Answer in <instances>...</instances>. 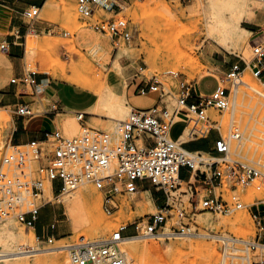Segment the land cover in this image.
Here are the masks:
<instances>
[{
    "label": "rangeland",
    "instance_id": "rangeland-1",
    "mask_svg": "<svg viewBox=\"0 0 264 264\" xmlns=\"http://www.w3.org/2000/svg\"><path fill=\"white\" fill-rule=\"evenodd\" d=\"M49 1L47 0L44 9H41L40 17L37 19L39 23L48 25L46 31L41 33L31 29L27 35H22L18 39L19 47L22 50V58L18 62L23 68L24 75L33 73L32 76L36 83L45 78L53 83L70 85L75 89L89 91L94 95L95 89L100 84L98 77L103 74V80H107L114 89H122L125 82H127V94L130 96L137 95L135 93V80L140 82L145 78L146 81H149L156 76L163 83V87L168 93L165 100L168 102L169 107H176L178 103L177 90L182 80L194 83L199 96L209 95L217 87L226 88L231 92L230 107L223 112L211 109L209 113L218 122V128L224 137L229 136L233 123L240 129L242 134L240 140L232 141V157L236 160L260 164L264 170V144L260 145V143H264V115L261 113L264 98L256 93L257 87L259 88L258 91H264V86L254 76L252 68L249 66L254 58L252 44L262 33L261 30L251 29L250 23L254 19L255 11L264 8V2L249 0L254 14L248 16L242 23V26L250 31L245 36L247 39L245 47H248L251 53L247 55L245 48L242 51L229 52L206 38L203 21H199V18L194 17L193 14L198 0H112L117 3L118 7H115L112 11L101 10L97 12L94 19L125 18L128 21L131 38L129 40L122 39L121 41L118 39L113 41L109 36L98 33L90 27L78 12L77 0H53L51 7ZM169 11L176 14L177 17L170 16ZM29 36H35V40L40 42L51 41L52 45L36 46L31 52V58L27 59L26 41ZM186 43L194 48L196 60L193 63L189 59L182 61H179L178 58L175 59L179 52L178 49L181 48L184 51ZM163 52L166 56L162 55ZM168 56L171 58H168ZM117 60H121L122 71L115 68ZM236 66L240 69L239 81L231 76ZM41 67L48 68L51 73H44ZM12 71L9 57L4 56L0 50V89L3 92L2 95L5 96L2 98L3 101L13 96L11 94L13 89L18 93V97L25 95L23 85L11 83L12 79L17 78ZM172 72L177 75L171 74ZM247 77H250L253 88L255 82L256 88L254 89L256 91L243 84V78ZM203 78H208L213 89L210 93L204 95L200 89ZM32 87L28 86L29 93H32ZM208 87L209 85H207ZM234 90L236 91L235 94ZM237 93L238 95H246L244 100L247 98L245 101L249 102L248 106L238 107L237 103L233 104L236 102V100H233L234 95ZM151 94L160 97L158 93ZM250 94L253 96L252 98L249 97ZM41 100L44 104L47 103L46 97ZM253 100L257 103L254 104ZM149 103L148 98L140 97L133 102V106L143 108ZM232 109H234L233 112ZM35 111L41 113L44 108L39 105L35 108ZM180 118L186 119L187 117L180 115L178 119ZM67 120H73L79 125L74 112H71L69 116H60L58 131L62 136L65 134L67 137L79 136L84 127L112 130L116 125V123L108 125L104 117L90 114L85 117V122L79 121L81 127L77 126L76 134L71 135L65 129ZM184 126L185 124L181 122L174 127L172 131L174 139L179 137ZM13 130L14 117L11 108L4 107L3 102H0V165L2 157L13 145L11 143ZM215 135L218 137L219 132ZM251 139L256 142H250ZM54 141V138H50L48 144L44 146H52ZM249 144H253L252 147H248ZM187 148L194 150L198 147L188 145ZM181 178L187 180L189 173L184 171ZM258 184L255 182L247 187L239 186L237 193L244 203V208L227 214L204 212L195 217L193 225L195 233L214 235L215 233L221 234L224 231V228H216L220 218H233L243 212L247 214L253 229V234L251 233L252 235L250 234L248 237L250 242L232 241L229 249H222L220 264H256L264 259V251L255 249L251 245L254 240L256 241L259 233L253 214L256 212L264 214V186L261 187ZM198 185L199 188H202L200 183ZM234 185L235 183L231 181H224L223 187L216 189V193L220 194L223 191L224 196L229 199L233 193L232 188ZM90 188L95 191V196L97 195L99 204L102 206L104 213L102 225L107 227V232L98 233L97 229L93 228L92 222L86 223V228L80 233L75 232L65 214V205L58 202L57 197H51L46 192L43 204L49 202L48 204L52 205L53 208L43 217L40 214L37 224L41 223L46 229L54 230V233H64L66 235H62V239L53 238V242H49V239H40L36 234L34 244L39 250L38 254L22 257L23 259L32 261L39 259L52 260L55 256H63L68 259L69 253L66 252L68 248L65 251L55 250L54 248L74 245L82 237L92 241L105 240L112 237L113 233L123 225L129 226L125 232L127 238H147V235L135 234L133 224L142 217L157 213L160 207L157 206V209H151L144 195L138 193L121 197L119 210L109 215L104 210L103 194L93 185H83L73 193L81 190L86 191ZM145 188H153V186L151 183L145 182ZM186 189L187 186H184V192ZM181 192L183 191L178 192V194H181L183 199L187 200L189 196L186 197ZM73 193L70 192L64 195H72ZM205 216L211 217L214 221L210 228L201 221ZM13 222L20 230L24 231L26 236L32 235L33 230H35L33 227H27L18 221L13 220ZM168 222L171 229L178 227L180 224L177 216L170 218ZM50 224H54L55 229H52ZM48 226L49 228H47ZM35 233L37 232L35 231ZM191 234L165 236L164 239L153 237V240L142 239L140 242L147 243L162 253V259L158 261L151 260L150 264H182L181 262L188 258L203 260L204 255L199 251L198 243H210L214 242L215 239L210 236L190 239L193 236ZM219 244L224 243L220 241ZM121 247L125 252L129 251L126 245L122 244ZM126 254L129 255L130 259H133L132 261L129 260L128 264L141 263L136 254L132 252H126ZM249 257L250 260L245 259ZM22 258L20 259L22 260Z\"/></svg>",
    "mask_w": 264,
    "mask_h": 264
},
{
    "label": "built area",
    "instance_id": "built-area-1",
    "mask_svg": "<svg viewBox=\"0 0 264 264\" xmlns=\"http://www.w3.org/2000/svg\"><path fill=\"white\" fill-rule=\"evenodd\" d=\"M264 1V0H262ZM78 12L96 32L109 36L113 41L129 40L128 21L125 18L94 19L101 10L112 11L118 7L112 0H77ZM41 9L32 6L25 10L29 24L40 17ZM252 44L254 58L250 63L254 76L264 86V29ZM1 50L9 43L3 42ZM239 68L231 74L239 81ZM171 74L177 75L174 72ZM33 73L12 79V84L33 86ZM135 93L160 94V105L150 109H133L128 118L116 123L112 130L83 128L72 139L62 136L58 129L46 135L43 142L13 144L2 157L0 165V223L15 220L27 227H35L39 221L46 188L54 194L70 193L87 184L93 185L104 197V210L111 215L119 210L120 198L140 191L139 182L152 184L164 195L165 205L157 213L147 215L134 223L135 234L159 237L168 220L177 216L176 234L195 233L194 220L204 212L227 214L244 208L237 193L239 186L247 187L258 182L264 186V170L260 164L236 160L231 155L233 140H240V129L233 123L230 134L224 137L218 122L209 113L211 109L223 112L230 107L231 92L217 87L212 93L199 96L195 84L182 80L177 90V105L169 107L168 93L157 77L146 81L135 80ZM264 98V91H256ZM56 110V108H55ZM20 117L34 116L28 104L18 107ZM81 122L85 114L76 113ZM180 115L187 118L178 120ZM183 122L182 133L172 137L174 127ZM219 132L213 152L192 151L188 144L209 138ZM185 136L184 140H181ZM50 138L55 141L47 145ZM189 178L183 180V172ZM224 181L235 183L229 199L224 192L216 193ZM198 183L202 185L199 188ZM181 192L187 200L183 199ZM253 219L258 235L252 247L264 250V214L256 212ZM128 225L121 226L112 237L105 240H87L82 237L70 246V264H128V256L122 249ZM174 236V235H172ZM49 238V242H53ZM264 264V260L256 263Z\"/></svg>",
    "mask_w": 264,
    "mask_h": 264
},
{
    "label": "bare ground",
    "instance_id": "bare-ground-1",
    "mask_svg": "<svg viewBox=\"0 0 264 264\" xmlns=\"http://www.w3.org/2000/svg\"><path fill=\"white\" fill-rule=\"evenodd\" d=\"M260 1L264 2L262 0ZM48 3H49V6L51 7L53 5L52 4L53 0H50ZM194 12H195L193 13L194 17L199 18V21H203L205 30H206V38L208 40L218 44L220 47H222L223 49L229 52H238V51H242L245 48V53L247 55L251 54L249 51V48L245 47L246 40H247L245 36L247 35V33H250V31L246 30L242 26V23L244 22V20L248 16L254 14L252 4L250 3L249 0H198L195 6ZM169 15L172 16L173 18L177 17V15L171 11H169ZM34 37L35 36H29L26 41L27 59L31 58V52L36 46L52 45L51 41H41L40 42V41H36ZM185 46L186 47L184 51L181 48L178 49L179 52L175 56V59L178 58L179 61L189 59L190 62L193 63L196 60L194 48L191 47V45L188 43H186ZM162 55L166 56L164 52L162 53ZM168 58H171V57L168 56ZM115 68L122 71L123 65L121 63V60L116 61ZM42 71L47 74L51 73L49 69L46 67H43ZM245 71L246 69L244 70V72ZM98 78H99L98 81H100L99 82L100 84H99V87L95 89L94 104H93V108L91 109L92 112L89 111L90 112L89 114H92L94 116L104 117L108 125H113L115 123L125 121L128 118L129 113L133 110L132 106L128 102L126 95L120 96L114 93L111 89V85L107 82V80L106 81L103 80V74H100ZM243 79H242L243 84L253 89V91H256L254 89L256 88L255 82H254V88H253L250 77L243 78ZM258 89L259 88L257 87V90ZM235 93L236 91L234 92V94ZM245 96L246 95L244 94L238 95L237 93L236 95H234L233 101L236 100V102H234L233 104L235 105V103H237L236 105L238 107L248 106L249 102L245 101L247 98L244 100ZM249 97L252 98L253 96L250 94ZM252 102L254 104L257 103V101L255 100H253ZM233 110L234 109H232V112ZM78 112L82 113L81 111H75L74 114L76 116V119L79 125H77V123L73 120H67L66 122L65 129L67 133L71 135L76 134L77 126L81 127L80 122L76 115V113ZM261 113L264 115V105L261 107ZM82 114H85L87 116L86 113H82ZM178 120H182V119H178ZM74 137L65 136V138H68V139H72ZM184 139H185V136L181 140H184ZM250 142L255 143L256 141L254 139H251ZM263 144H264L263 142L260 143L261 146ZM252 145L253 144H249L248 147H252ZM256 183L258 184V182ZM255 190H258V189H255ZM181 191L184 192V187L181 188ZM46 192L51 197H57V201L62 202L65 205L66 207L65 214L68 217L72 225V228L75 232L80 233L82 230L86 228V223H90V222L93 223V228L97 229L98 233L107 232V227L102 225V220L104 218L102 206L101 204H99L97 195L95 196L96 194L95 191L91 190V188L87 189L86 191L81 190L75 193L72 192L73 193L72 195L69 194L67 196L64 195L67 193H63L59 195L54 194L51 187H47ZM139 192L133 195H136ZM142 194L144 195V198L146 199L148 206L151 209H157L150 195V192L149 193L146 192ZM140 205L138 206L141 207ZM201 221L203 222V224L209 226V228L213 225V222H214L213 219L209 216L203 217ZM250 224L251 223H249V218L247 214L243 212L233 218H220V220L217 223L216 228H224V231L221 234L215 233L214 235H210L207 233H192V234L190 233L191 235H193L190 237V239L206 238L210 236L214 238L215 240L214 242H210V243L208 242L198 243V249L204 255L203 260H199L195 258L190 259L187 257L188 259L185 258L187 261L185 260V261H182L181 263L182 264H201V263L202 264H220L222 249L224 250L229 249L231 247L230 243L232 241H238L241 243L250 242L248 237L252 233V230H253ZM169 225L170 224L168 222L164 226L163 228L164 230L162 234H160L159 237L157 238L164 239L165 236L169 237V236L175 235ZM35 236H36V233L34 230L32 232V235L26 236L24 231L20 230L18 226L14 224L12 219L7 220L3 223H0V248H1L0 249V264H69L70 263L69 258L67 259L63 256H55L52 260L39 259V260L32 261V260L25 259V258L23 259L22 257L30 256L32 254H38L39 250L37 246L34 244ZM146 237H147L146 239L141 238V237H133V238H125L123 240V244L126 245L127 248L129 249V251L127 250L126 252H132L136 254L140 258L139 259V261L141 262L140 264H150L151 260L158 261L162 259V253L160 250H157L156 248H154L153 246H150L147 243L140 242L142 239L144 240L154 239L153 237H149V236H146ZM220 241L223 242L224 244H219ZM254 242L255 240L251 243V245H253ZM69 247L70 246H58V247H55L54 249L55 250L57 249L59 251L60 250L65 251V249ZM260 250L264 251L263 249H260ZM20 258H22V260ZM245 259L250 260V257L245 258ZM129 260L132 261L133 259H130L128 257V262Z\"/></svg>",
    "mask_w": 264,
    "mask_h": 264
},
{
    "label": "crops",
    "instance_id": "crops-1",
    "mask_svg": "<svg viewBox=\"0 0 264 264\" xmlns=\"http://www.w3.org/2000/svg\"><path fill=\"white\" fill-rule=\"evenodd\" d=\"M46 3L47 0H0V45L3 42L9 43V48L7 50H1V48L0 50L4 56L9 57L12 64V72L17 79L24 76L23 68L18 62L22 58V50L19 47L20 43L18 39L22 37V35H27L31 29L42 33L48 28L46 23H39L38 21L30 25L28 20L24 17V12L32 6H37L43 10ZM250 26L253 30L264 29V8L255 11V16ZM207 80L208 78H203L201 81L200 89L203 95L213 90L212 85L209 84V80ZM207 85H209L208 88ZM23 87L24 92H22L25 95L18 97V93L13 89V92H11L13 96L5 99V101L2 99L5 96L2 95L3 92L0 89V102H3L4 107L11 108L14 117V130L11 137L12 144H26L32 141L43 142L48 133L53 132L55 129H59L60 116H69L71 112L75 111H81L82 113L90 115L89 111L93 108L94 95L89 91L72 88L70 85L66 86L60 83H53L43 78L40 79L39 83H36L33 87L31 86L32 93H29L28 86L23 85ZM111 89L120 96L126 95L132 109L145 110L160 105V97L153 96L151 93L146 95H128L127 82H125L122 89H114L112 86ZM195 89L198 93L196 85ZM44 97L47 98V103L45 104L41 100ZM140 97L148 98L150 103L143 108L133 106V102ZM24 104H28L36 115L29 117L17 116L15 114L16 109ZM39 105L44 108V111L41 113L35 111V108ZM216 139L217 136L213 133L207 139L196 140L190 142L188 145H196L198 147L192 151L213 152ZM139 187V194L150 192L156 207H163L165 205L162 192L154 189V187L145 188V181H140ZM52 208V205H45L41 210V216L43 217V215L50 212ZM50 225L52 229H55L54 224ZM33 228L40 239L61 238L62 235H66L64 233H54V230L50 231V229H46L41 223ZM47 228H49V226Z\"/></svg>",
    "mask_w": 264,
    "mask_h": 264
}]
</instances>
